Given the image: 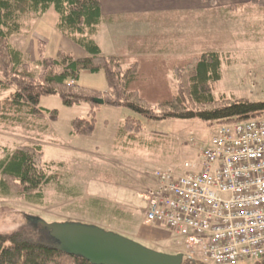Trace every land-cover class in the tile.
<instances>
[{"label":"trees","instance_id":"16d2710c","mask_svg":"<svg viewBox=\"0 0 264 264\" xmlns=\"http://www.w3.org/2000/svg\"><path fill=\"white\" fill-rule=\"evenodd\" d=\"M233 8L235 5L229 9ZM50 9L57 15L56 30L88 56L74 58L58 51L54 58H39L34 69L25 54L12 46L11 38L26 34L33 22ZM102 23L99 0H0V128L28 133L40 128L38 122L45 118L57 120L58 111L39 107L45 96H58L65 107H89V119L75 118L70 123L71 135L83 137L94 132L95 109L100 106L93 103L94 99L150 120H198L219 127L264 119V101L214 96L213 88L222 79L219 52L174 60L104 56L94 40ZM81 72L103 73L107 91L80 86ZM141 131V122L128 117L120 137L135 140ZM0 150V199L15 198L41 207L48 185H55L62 199H76L80 195L64 183V164L45 163L40 145H18L11 152L4 147ZM72 208L87 221L124 232L132 230L128 225L130 212L105 201L89 198ZM25 221L20 230L0 234V264H90L58 251L47 230ZM183 264L200 263L185 258Z\"/></svg>","mask_w":264,"mask_h":264},{"label":"rangeland","instance_id":"374dc122","mask_svg":"<svg viewBox=\"0 0 264 264\" xmlns=\"http://www.w3.org/2000/svg\"><path fill=\"white\" fill-rule=\"evenodd\" d=\"M224 19L225 16L219 18L218 28L203 32L200 41L187 36L185 56L177 59L210 50L219 52L222 58V79L213 88L214 96L252 102L260 99L264 101V75H260L264 73L263 44L246 48L245 14H231L226 19L229 21ZM56 20L55 11L50 9L33 22L26 34L11 38L12 46L25 54L34 69H37L36 62L39 58H54L58 51L69 53L74 58L88 56L84 49L56 30ZM104 30L105 28L95 38L103 53L127 50L115 47V42L118 46L125 45L122 35H109ZM247 37L250 42L264 40L262 32H248ZM210 42L212 43L208 45ZM105 54L103 55L107 56ZM172 76L171 74L170 82L173 80ZM79 85L97 91L107 89L103 73L95 75L81 72ZM39 107L58 111L57 120L45 118L38 122L40 128L35 127V131L28 133L0 128V148L4 147L11 152L18 145H40L45 163L66 161V167L62 169L64 182L70 186H81V199H62L55 185L44 188L45 200L41 207L28 205L15 198L0 199V234L9 235L20 230L26 225L25 220L28 217H32L33 221L30 222L34 226L36 218L48 224L85 222L87 220L76 213L72 206H81V201L88 198H99L130 212L128 225L132 230L124 232L117 229L121 234L151 250L166 254H184L183 239L179 235L164 227L143 224L147 201L139 195L143 191V184H137L133 179L148 180L156 171L169 169L185 174L187 171L184 164H198L201 153L210 146L218 126L198 120H150L123 108L100 105L95 109L96 128L93 136L72 137L71 121L75 118H90L87 116V105L65 107L58 96H45L40 99ZM128 117L138 119L142 124V131L135 141L123 139L118 142L116 135ZM103 172L109 173L112 179L118 181H112L114 183L110 185L99 176ZM116 196H120V205L115 203ZM140 223L141 226L135 230ZM101 226L116 230L110 226ZM238 264L251 262L243 260Z\"/></svg>","mask_w":264,"mask_h":264},{"label":"built area","instance_id":"2783aa9c","mask_svg":"<svg viewBox=\"0 0 264 264\" xmlns=\"http://www.w3.org/2000/svg\"><path fill=\"white\" fill-rule=\"evenodd\" d=\"M184 169L153 174L145 225L179 235L200 264L264 261V119L219 126Z\"/></svg>","mask_w":264,"mask_h":264},{"label":"crops","instance_id":"0c3cea01","mask_svg":"<svg viewBox=\"0 0 264 264\" xmlns=\"http://www.w3.org/2000/svg\"><path fill=\"white\" fill-rule=\"evenodd\" d=\"M99 1H100L103 23L101 24L95 38L101 33V30L105 28L104 31H107L109 35L111 34H116L118 36L122 35L123 38L125 39V41H123V44L125 45L118 46L117 43L115 42L116 45L115 47L117 49L118 48L127 49L126 51L123 50L122 52L105 54L100 48L101 46L98 44L97 40L94 38L96 44L100 48L101 53L107 56H126L130 59L152 58L154 56H157V57H163L166 60H173L184 57L185 49L187 47V36L192 37L194 40L198 38L200 41L203 32L211 31L212 29L218 28L220 26L218 24L220 21L219 18L225 16L227 19V17L230 18L231 14L246 15V48L259 47L260 44H263L261 47H264V40L250 42V39L247 37L248 32H262V34H264V0H239L238 2H236V0H99ZM234 5L235 8H233V10H230L229 8L233 7ZM226 19L224 20L229 21ZM225 21H222V23ZM111 41H113L112 38ZM211 43L212 42H210L208 45H210ZM246 55H248V53H246ZM260 75H264V73H261ZM106 91L107 89L105 91L102 90L101 92L104 93ZM259 101H262V99H260ZM89 112L90 111L88 110L87 116H89ZM95 128H96V122H95ZM121 128L122 126L120 127V129ZM120 129L116 135V140H118V142L122 141L123 139H128L131 141H135L138 139V137L135 140L129 137L127 138L125 136L120 137ZM70 135H71V131H70ZM71 136L83 137V136H74V135ZM54 163H62L66 167L67 162L60 161ZM99 176L102 177L104 180H106V182L109 184L114 183L112 181H118L115 178L112 179L110 174L107 172L99 173ZM139 181L140 179L139 180L133 179V182L137 184L138 183L143 184V191H140L139 195L144 199L143 197L144 194L153 185V175H151L148 180L142 179L140 182ZM66 185L68 187H74L75 191H79L80 195L78 196V198H80V196L82 195L81 192L83 190L81 186L76 187L74 185L70 186V184H66ZM116 188L119 187L116 186ZM119 198L120 196H116V198H114L117 200V202H115L116 205L117 204L120 205V202H118ZM91 199L102 200L99 198H91ZM109 204L113 207H117L111 203ZM144 219H145V214H144ZM81 222L95 224L102 228H105L101 226V224L98 223L96 224V222H92V221H85V222L81 221ZM143 224H144V220H143ZM140 226L141 223L138 224V226H136L137 228L135 230H137ZM111 231L121 234L120 232H118V230H111ZM128 238L133 239L131 237Z\"/></svg>","mask_w":264,"mask_h":264},{"label":"water","instance_id":"95a60500","mask_svg":"<svg viewBox=\"0 0 264 264\" xmlns=\"http://www.w3.org/2000/svg\"><path fill=\"white\" fill-rule=\"evenodd\" d=\"M93 103L103 105L101 99ZM33 221L32 217H28ZM38 229H45L55 241L56 249L90 264H183L182 253L166 254L148 249L134 240L95 224L80 221L48 224L36 218Z\"/></svg>","mask_w":264,"mask_h":264}]
</instances>
